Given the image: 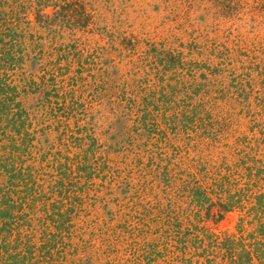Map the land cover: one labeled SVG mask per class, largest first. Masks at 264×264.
<instances>
[{
	"label": "trees",
	"instance_id": "1",
	"mask_svg": "<svg viewBox=\"0 0 264 264\" xmlns=\"http://www.w3.org/2000/svg\"><path fill=\"white\" fill-rule=\"evenodd\" d=\"M25 1L10 4V0H0V264H77L76 258L69 257L90 246L77 247L66 238L73 236L75 215L84 210L81 194L94 185L92 180L104 160L97 156L95 138H77L61 120L74 110L67 106L69 93L59 92L63 86L59 87L53 68L58 63L42 67L39 81L25 76L24 65L32 59L31 53L38 59L44 51L41 45L28 44L22 26L30 24L26 16L30 8L40 25L49 29L60 23L88 30L95 24L94 15L83 0H35L29 6ZM195 1L183 2L193 8ZM48 7L55 10L52 20L43 14ZM137 44L131 42L126 48L135 49ZM30 46L34 52L29 53ZM158 58L159 73L185 66L181 56L172 52L158 53ZM262 74L264 77V71ZM149 83L147 78L135 93H123L129 101L128 116L137 125L152 134L160 133L164 130L159 117L169 123L172 118L168 115L173 112L174 120L192 124V129L187 124L186 131L202 130L201 136L213 144L200 150L194 161L197 172L180 173L175 178L167 169V185L174 178L177 186L173 194L178 201L168 199L166 205L157 206L148 203L122 225L130 235L127 240L108 231L96 254L100 258L119 255L118 242L127 244L122 252L131 264H264V78L261 90L256 92L250 82V91L239 89L237 96L222 82L212 84H219L220 98L232 96L234 105L246 110L250 133L240 135L232 129V115L221 119L208 111L204 102L195 101L206 85L194 81L189 87L181 83L183 88L178 89L173 85L150 87ZM47 86L51 90L40 100L39 116L26 107L24 97ZM136 94L140 97L135 98ZM253 94H257L255 108L249 101ZM73 100L70 97L75 105ZM52 128L59 134V145L44 146ZM222 140L226 142L224 150L215 157L211 149ZM83 180L87 181L84 185ZM234 214L235 233L218 234L210 227Z\"/></svg>",
	"mask_w": 264,
	"mask_h": 264
},
{
	"label": "rangeland",
	"instance_id": "2",
	"mask_svg": "<svg viewBox=\"0 0 264 264\" xmlns=\"http://www.w3.org/2000/svg\"><path fill=\"white\" fill-rule=\"evenodd\" d=\"M33 1L26 0L25 5H32ZM83 1L94 15L95 24L88 30L60 23L51 29L42 27L35 10H27L30 24L22 26L26 40L29 45H41L44 55L34 59L31 53L34 46H30L32 59L26 61L23 72L26 77L39 81L44 74L42 67L58 63L53 68L59 87L63 86L59 92L69 93L67 106L74 110L61 120L74 130L77 138L88 135L95 138L97 156L104 160L99 164L98 176L92 180L94 185L81 194L84 210L75 215L73 236L66 238L74 246L90 248L78 253L71 249L74 254L69 259L76 258L77 264H107L110 260L112 264H131L126 262L128 257L122 252L127 244L116 243L121 251L119 255L100 258L96 254L102 248L103 234L109 231L110 235L116 233L127 240L130 235L122 228L125 221H132V216L149 204L166 205L168 199L178 201L173 194L177 186L174 178L172 184L167 185V169L175 178L180 173L197 172L194 161L199 159L200 150L213 143L201 136L202 130L186 131L188 123L174 120L173 112L168 115L172 118L169 123L164 116L159 117L164 131L152 134L128 116L129 101L124 100L123 93H135L147 78L150 87L173 85L178 89L183 88L181 83L189 87L196 81L206 86L198 96L190 94L195 101L204 102L206 109L221 119L232 115L230 120L236 135L250 133L246 110L234 105L236 102L230 98L237 96L239 89L250 91V82L256 92L261 90L264 0H198L193 8L183 2L187 0ZM13 2L10 0V4ZM54 12L53 7H48L43 14L52 20ZM131 42H138L135 49L126 48ZM167 52L180 55L185 66L159 73L162 67L158 53ZM220 82L235 93L227 100L220 98L219 84L212 85ZM49 90L51 86L24 97L26 107L40 116L38 105ZM70 97H74L75 105ZM134 97L139 98L140 94ZM256 97L257 94L250 97L252 108L256 106ZM191 127L192 124H188V128ZM52 129L43 140L44 146L59 145V134ZM223 143L226 142L222 140L211 149L215 157L224 150ZM86 182L83 180L82 185ZM236 220L234 214L210 227L218 234L235 233Z\"/></svg>",
	"mask_w": 264,
	"mask_h": 264
}]
</instances>
